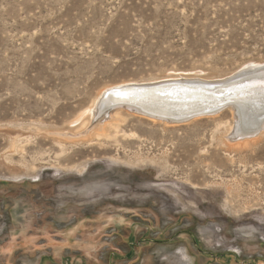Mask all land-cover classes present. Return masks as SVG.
I'll use <instances>...</instances> for the list:
<instances>
[{
    "label": "rangeland",
    "instance_id": "1",
    "mask_svg": "<svg viewBox=\"0 0 264 264\" xmlns=\"http://www.w3.org/2000/svg\"><path fill=\"white\" fill-rule=\"evenodd\" d=\"M249 64L264 0H0V264H264V128L232 103L65 135L113 86Z\"/></svg>",
    "mask_w": 264,
    "mask_h": 264
},
{
    "label": "bare ground",
    "instance_id": "2",
    "mask_svg": "<svg viewBox=\"0 0 264 264\" xmlns=\"http://www.w3.org/2000/svg\"><path fill=\"white\" fill-rule=\"evenodd\" d=\"M260 65L249 64L241 69ZM181 78L180 75H176L160 82L176 81ZM136 85L127 84L106 89L96 102H93L83 113L81 112L82 117L85 116L88 122L80 123L81 126L78 125L74 130L68 128L65 135L88 137L96 133L100 134L107 127L117 125L120 114L117 115L115 112L120 108L139 113V115L149 114L145 116L152 120L164 121L166 124H179L168 121V119L180 118L187 122L194 118L212 115L205 114L202 111L206 108H212L220 102H230L235 109L237 128L234 136L237 137L236 139L251 137L257 134L256 129L264 128V89L262 87L234 83L230 88L212 91L205 88V86L203 87V85L192 86L183 83L176 86L161 85L138 90L134 87ZM189 117L192 118L188 120ZM117 127L119 126L117 125ZM65 139L67 140V137Z\"/></svg>",
    "mask_w": 264,
    "mask_h": 264
},
{
    "label": "water",
    "instance_id": "3",
    "mask_svg": "<svg viewBox=\"0 0 264 264\" xmlns=\"http://www.w3.org/2000/svg\"><path fill=\"white\" fill-rule=\"evenodd\" d=\"M262 78V79H261ZM264 65H260V66H255V67H248V69H241L239 71H237L236 73H234L233 75H231L230 77H227L225 79L222 80H214V81H204V80H200V79H179L176 81H166V82H158V83H154V84H141V85H136L134 86L135 88H137L138 90L141 89H147V88H151V87H156V86H176L178 84H191L192 86H198V85H203V87L205 86V88L212 90V91H220L226 88H230L234 83H240V85H251V86H258V87H262L264 89ZM260 82V83H259ZM115 90V89H114ZM226 103H230V102H220L218 103L216 106L212 107V108H206L205 110H203L202 112L205 114H213L216 113L221 107H223V105H225ZM144 115H149V114H144ZM192 117H189V119H191ZM168 121H172L174 123H183L184 120L180 119V118H173V119H168Z\"/></svg>",
    "mask_w": 264,
    "mask_h": 264
},
{
    "label": "crops",
    "instance_id": "4",
    "mask_svg": "<svg viewBox=\"0 0 264 264\" xmlns=\"http://www.w3.org/2000/svg\"><path fill=\"white\" fill-rule=\"evenodd\" d=\"M50 260V259H49ZM52 262V264H56L54 261L50 260ZM61 264H66V263H61Z\"/></svg>",
    "mask_w": 264,
    "mask_h": 264
}]
</instances>
